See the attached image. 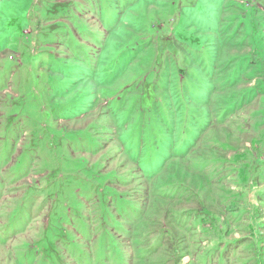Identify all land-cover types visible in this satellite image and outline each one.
I'll use <instances>...</instances> for the list:
<instances>
[{
  "label": "rangeland",
  "instance_id": "1",
  "mask_svg": "<svg viewBox=\"0 0 264 264\" xmlns=\"http://www.w3.org/2000/svg\"><path fill=\"white\" fill-rule=\"evenodd\" d=\"M227 243L264 264V0H0V264Z\"/></svg>",
  "mask_w": 264,
  "mask_h": 264
},
{
  "label": "trees",
  "instance_id": "2",
  "mask_svg": "<svg viewBox=\"0 0 264 264\" xmlns=\"http://www.w3.org/2000/svg\"><path fill=\"white\" fill-rule=\"evenodd\" d=\"M220 242H223V241H220ZM228 244L229 243H227V244H224V247L222 248V249H220V247H218L217 246V249H219V251L221 252V254H220V264L222 263H224L225 264V259H223V257H224V254H225V252H226V249H227V247H228ZM230 248V247H229ZM207 253H209V251L208 252H206L205 254H203L202 256H201V258L200 259H198V261H202V263L203 264H207V262H206V260H207V258H211L212 257V253L210 252L209 254H207Z\"/></svg>",
  "mask_w": 264,
  "mask_h": 264
}]
</instances>
